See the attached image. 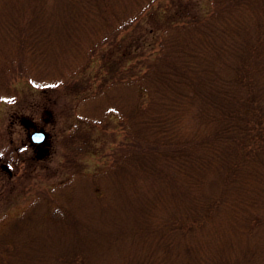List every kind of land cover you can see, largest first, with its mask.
Returning <instances> with one entry per match:
<instances>
[{
    "label": "trees",
    "instance_id": "obj_1",
    "mask_svg": "<svg viewBox=\"0 0 264 264\" xmlns=\"http://www.w3.org/2000/svg\"><path fill=\"white\" fill-rule=\"evenodd\" d=\"M29 1L0 0V100L22 70H51L46 37L72 36L45 19L44 0ZM55 1L76 11L48 17L91 21L88 38L72 41L84 62L65 79L33 80L50 89L78 77L105 96L109 86L133 88L111 173L125 167L147 182L131 187L137 207L125 222H103L105 232L91 224L90 238L75 234L59 258L86 264L88 246L127 242L124 264H228L221 253L201 259L188 237L211 226L220 238L222 212L230 224L264 228V0Z\"/></svg>",
    "mask_w": 264,
    "mask_h": 264
},
{
    "label": "rangeland",
    "instance_id": "obj_2",
    "mask_svg": "<svg viewBox=\"0 0 264 264\" xmlns=\"http://www.w3.org/2000/svg\"><path fill=\"white\" fill-rule=\"evenodd\" d=\"M44 2L45 19L70 28L72 36L58 33L46 37L48 41L54 39L52 51L47 54L51 70L27 69L26 73L17 67L16 72L22 70L23 76L11 78L12 83L5 85L2 92L5 98L0 100V264H72L60 259L58 251H72L77 233L86 232L90 238L96 223L105 232L108 230L103 222L115 218L125 222L126 213L137 207V199L129 193L131 187L147 184L139 180L134 183L125 167L111 173L112 159L119 152L123 135L122 104L135 101L133 88L109 86L105 96L78 77H73L75 84L66 86L61 82L50 89L33 80L61 79L79 63L80 67L84 58L77 50L79 45L72 41H85L91 23L62 15L48 17L54 8L59 13L76 10L55 0ZM120 2L124 0L116 7ZM29 3L25 6L33 7L31 0ZM12 5L16 10L20 4ZM84 86L91 91L79 92ZM111 104L114 114L108 109ZM35 128L47 132L41 145L29 141L28 133ZM128 198L132 200L127 201ZM224 216L222 212L220 238L218 233H211V226L189 233L188 240L196 247L198 256L212 262L221 253V262L228 264H264V228L233 225L235 220L230 224L226 220L229 215ZM119 222L115 221L117 226L121 225ZM51 249L54 255L47 254ZM133 249L127 242H118L112 249H106L104 244L88 246L85 263L124 264L122 253Z\"/></svg>",
    "mask_w": 264,
    "mask_h": 264
},
{
    "label": "water",
    "instance_id": "obj_3",
    "mask_svg": "<svg viewBox=\"0 0 264 264\" xmlns=\"http://www.w3.org/2000/svg\"><path fill=\"white\" fill-rule=\"evenodd\" d=\"M42 137V139L40 140H37L36 137ZM29 138L32 142H35V143H42L46 140L47 138V133L45 132L44 129H41V128H35L33 129L32 131H30L29 133Z\"/></svg>",
    "mask_w": 264,
    "mask_h": 264
},
{
    "label": "snow or ice",
    "instance_id": "obj_4",
    "mask_svg": "<svg viewBox=\"0 0 264 264\" xmlns=\"http://www.w3.org/2000/svg\"><path fill=\"white\" fill-rule=\"evenodd\" d=\"M36 139H37V140H40V139H42V137L38 136V137H36Z\"/></svg>",
    "mask_w": 264,
    "mask_h": 264
}]
</instances>
